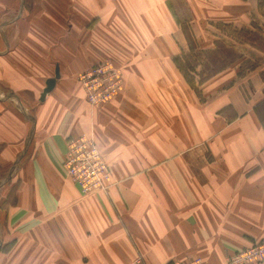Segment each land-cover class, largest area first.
<instances>
[{
    "label": "crops",
    "instance_id": "obj_1",
    "mask_svg": "<svg viewBox=\"0 0 264 264\" xmlns=\"http://www.w3.org/2000/svg\"><path fill=\"white\" fill-rule=\"evenodd\" d=\"M227 29L264 38V0H0V264H224L264 240V71L181 61ZM106 60L124 89L96 109L78 77ZM83 135L108 192L63 166Z\"/></svg>",
    "mask_w": 264,
    "mask_h": 264
},
{
    "label": "built area",
    "instance_id": "obj_2",
    "mask_svg": "<svg viewBox=\"0 0 264 264\" xmlns=\"http://www.w3.org/2000/svg\"><path fill=\"white\" fill-rule=\"evenodd\" d=\"M87 104L99 109L118 97L124 89V70L112 61L99 62L78 77ZM64 168L83 197L105 193L114 185L111 165L93 135L68 141ZM174 264H210L197 257ZM224 264H264V240L230 255Z\"/></svg>",
    "mask_w": 264,
    "mask_h": 264
},
{
    "label": "rangeland",
    "instance_id": "obj_3",
    "mask_svg": "<svg viewBox=\"0 0 264 264\" xmlns=\"http://www.w3.org/2000/svg\"><path fill=\"white\" fill-rule=\"evenodd\" d=\"M223 36L221 37V40H219V43H221V48L218 49L216 52L212 54H203L202 51L195 49L196 43L192 38H189V43L191 45V50L190 52L185 56L183 55L181 57L182 61V66L185 70L189 68L188 65L191 67H196L201 66L200 64H205L208 61V58L210 59V62L215 65L218 60L223 58L224 60L228 57L229 60L232 58H236L238 56H246L248 53V58L245 61L244 65L240 66V72L242 74H247L251 71H257V72H263L264 71V51L263 53L252 51V50H247L241 46H234L237 42H247V41H256L258 43V46L262 47L264 50V38L258 34V33H253V35L247 34V31H236L234 29H227L224 31ZM189 36L190 33L188 32ZM191 37V36H190ZM233 45V46H232ZM234 47V48H231ZM229 49V50H227ZM228 60V61H229ZM209 62V61H208ZM198 64V65H195ZM195 65V66H193ZM204 67H198L199 71L196 72L198 74H202V70ZM219 68L215 67L213 69L209 68V71L215 70ZM195 71V70H194ZM228 258V257H227Z\"/></svg>",
    "mask_w": 264,
    "mask_h": 264
},
{
    "label": "water",
    "instance_id": "obj_4",
    "mask_svg": "<svg viewBox=\"0 0 264 264\" xmlns=\"http://www.w3.org/2000/svg\"><path fill=\"white\" fill-rule=\"evenodd\" d=\"M59 78H60V73H59V68L57 67L56 73H55V78L48 80L46 83V88L43 91V94L41 96L42 101H44L46 96L53 91V89L55 88L56 82Z\"/></svg>",
    "mask_w": 264,
    "mask_h": 264
}]
</instances>
